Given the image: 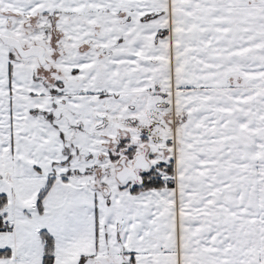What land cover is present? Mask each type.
<instances>
[{"label":"snow or ice","instance_id":"6c2138e0","mask_svg":"<svg viewBox=\"0 0 264 264\" xmlns=\"http://www.w3.org/2000/svg\"><path fill=\"white\" fill-rule=\"evenodd\" d=\"M0 264H264V0H0Z\"/></svg>","mask_w":264,"mask_h":264}]
</instances>
